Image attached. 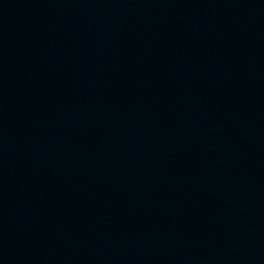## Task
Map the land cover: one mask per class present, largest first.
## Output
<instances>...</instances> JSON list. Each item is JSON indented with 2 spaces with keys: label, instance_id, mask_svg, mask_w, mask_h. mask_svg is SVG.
Segmentation results:
<instances>
[{
  "label": "water",
  "instance_id": "95a60500",
  "mask_svg": "<svg viewBox=\"0 0 264 264\" xmlns=\"http://www.w3.org/2000/svg\"><path fill=\"white\" fill-rule=\"evenodd\" d=\"M0 264H264V0H0Z\"/></svg>",
  "mask_w": 264,
  "mask_h": 264
}]
</instances>
